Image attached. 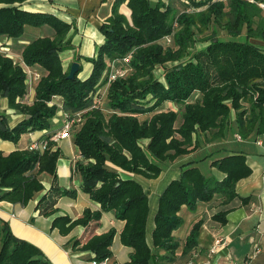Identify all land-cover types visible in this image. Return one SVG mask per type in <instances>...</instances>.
Masks as SVG:
<instances>
[{
    "label": "trees",
    "instance_id": "trees-1",
    "mask_svg": "<svg viewBox=\"0 0 264 264\" xmlns=\"http://www.w3.org/2000/svg\"><path fill=\"white\" fill-rule=\"evenodd\" d=\"M26 1L0 0V37H31L28 44L20 45L21 60L26 67L39 66L43 75L34 101L27 104L22 101L27 92L25 71L0 53V98L7 100L8 109L24 117L9 128L5 115H0V140L17 144L22 136L42 131L45 134L40 141L49 140L61 129V123L52 124L58 107L49 104L55 97L62 99L67 114L86 109L91 95L105 85L104 72L110 62L127 70L124 78L107 89L110 113L90 109L71 131L70 138L81 157L75 163L80 190L100 209H85L75 220L56 217L52 229L67 236L76 227L97 224L102 213L112 212L124 222L119 241L131 250L125 264H149L155 251L173 255L177 250L172 233L183 224L181 207L194 213L199 203H218L211 221L224 226L226 215L237 204L250 201L236 192V184L252 173L242 153L212 161L211 167L224 175L221 179L205 177L193 165L185 166L179 179L170 182L159 197L150 249L145 238L148 197L132 176L154 180L163 165L190 155L201 145L222 141L230 133L242 140L264 134V50L253 44L264 43V17L255 2L188 0L186 6L180 3L175 8L161 1L115 0L111 17L99 29L103 43L94 58H82L92 65L90 75L79 80L78 71L69 80L59 54L73 48L67 36L75 27L52 14L23 9ZM124 2L130 19L119 13ZM44 26L53 31L52 37L39 36ZM220 31L227 38H219ZM242 32L245 41L234 39ZM166 37L171 42L163 47L160 41ZM202 42L204 47L190 53ZM124 57H129L126 65L121 61ZM79 60L77 56L75 61ZM157 67L164 68L162 79L154 75ZM195 93L198 97L189 102ZM165 104L180 108L166 110ZM59 157L52 141L41 153L28 147L9 154L0 152V202L25 207L43 191L40 177L47 175L52 179L49 192L55 197L42 196L36 208L42 205V216L54 215V198L75 197L74 192L57 187ZM201 225L202 220L192 226L183 256L197 245ZM114 236L111 229L90 235L84 243L75 239L71 249L79 248L92 255V262L105 264L112 259ZM0 264L52 263L39 248L15 237L3 222Z\"/></svg>",
    "mask_w": 264,
    "mask_h": 264
},
{
    "label": "crops",
    "instance_id": "crops-1",
    "mask_svg": "<svg viewBox=\"0 0 264 264\" xmlns=\"http://www.w3.org/2000/svg\"><path fill=\"white\" fill-rule=\"evenodd\" d=\"M149 1L152 4L161 1L178 8L180 3L185 5L184 2L188 0ZM254 1L261 9V14L264 17V0ZM98 2L99 0H27L22 4L23 9L52 14L75 27V29L69 31L67 36L71 39L73 50L62 52L59 57L64 71L65 63L70 62L71 64L73 61L79 63L81 66L77 76L79 80H84L90 75L92 65L83 61L82 58L95 57L98 47L103 43L104 37L99 29L111 17V8L115 0H110L107 12L99 19L94 16L96 10L101 7L100 4L96 7ZM119 13L130 16L127 2H124L119 8ZM89 22L92 25H89ZM93 25L98 29L94 28ZM53 35V31L44 26L41 28L39 36L50 38ZM253 44L264 50V43L253 41ZM75 53H78L79 61L74 60ZM62 56L66 59H64L66 62L62 60ZM19 58L21 60L20 56ZM72 59L73 61H70ZM18 65L26 73L25 84L29 88V92L27 91L22 101L31 104L34 101L35 88L43 75V71L39 66L26 67L23 65L22 60ZM35 75H38L39 78H36ZM52 104H55L58 110L61 111V98L55 97L49 105ZM0 115H5L9 128H13L24 119L15 110L8 109L5 98H0ZM44 134L45 131L24 135L17 144L0 140V152L9 154L18 149H25L32 142L40 141ZM234 138L238 142L242 141V139H237V135H234ZM250 138H254V140L247 145L245 150L225 149L223 148L224 144H222L223 140L201 145L199 149L190 155L165 164V168L154 180L132 176L142 186L148 197L149 209L145 238L147 245L152 249L154 216L158 208L159 197L170 182L179 179L185 166L193 165L199 168L197 163L209 159V173H211V176L221 179L224 175L211 167L212 161L230 155L229 153H242L252 171L248 178L240 180L236 184L237 194L242 198L250 197V201L246 205L239 206L237 204L236 208L226 215L224 226L211 221V217L218 210V203H199L194 213H191L185 206L181 207L179 216L182 218L183 224L172 233L175 242L178 244L177 250L173 255L163 250L155 251L156 256L149 264H239L241 260L246 259H250V264H264V134L261 136L252 135ZM54 143L57 144L60 151V157L57 161V187L61 190L74 192L75 197L68 195L54 198L55 205L53 208L56 211L55 214L50 217L42 216L40 213L42 205L38 209L36 208L40 198L44 195L55 197L54 193L49 192L52 184L51 177L43 175L40 177L43 191L29 201L25 207L0 202V226L3 222L7 223L15 237L39 248L52 264H93L90 260L92 257L90 253L80 252L77 250L79 248L76 250L71 249L72 241L80 239L81 243H84L92 234L100 235L113 229L115 236L111 246L112 259L105 264H125L129 262L131 250L119 241L124 222L117 220L112 212L102 213L97 224H90L86 228L76 227L67 236H61L57 229L51 228L52 221L56 217L68 216L75 220L82 215L85 209H90L92 212L100 209L98 204L92 202L89 196L80 190L81 177L75 171V163L81 161V157L77 148L73 145L72 139L69 138ZM124 177L130 176L124 175ZM150 188H152L153 193L151 204L149 201ZM200 220H202V225L199 230L197 245L183 256L182 251L185 240L192 226ZM217 239L226 240L227 246L216 255H211L209 249L213 247ZM255 248L258 249L257 253H255Z\"/></svg>",
    "mask_w": 264,
    "mask_h": 264
},
{
    "label": "rangeland",
    "instance_id": "rangeland-1",
    "mask_svg": "<svg viewBox=\"0 0 264 264\" xmlns=\"http://www.w3.org/2000/svg\"><path fill=\"white\" fill-rule=\"evenodd\" d=\"M163 4H165L164 2H162ZM99 4L101 5V7L100 8H98L97 10H96V13L94 14V16H96L98 19L99 18H101V17H103V15L107 12L106 10L108 9V6H109V4H110V0H99V2L97 3V5H96V7L97 6H99ZM166 5V4H165ZM122 6V4L119 6V8ZM125 17L127 18V19H130V16L128 17V15H125ZM89 25H92V23H88ZM93 27L94 28H96V29H98L97 27H95L94 25H93ZM49 31V30H48ZM46 33V32H45ZM44 36H46L45 34H44ZM218 37L219 38H227V35L225 34V32L223 31H220L219 32V34H218ZM234 39H236V40H239V41H245V34L242 32L241 33V35L240 36H238V37H235ZM32 39L31 38H29V37H27V35H26V37H21V38H19V39H13V38H6V37H0V53H3V54H5L6 56H9L12 60H13V62H15V64H19V63H21V60H20V58H19V56H20V50H21V48H20V45H25V44H23V43H29L30 41H31ZM18 43H22V44H18ZM160 43H161V45L163 46V47H168V43L167 42H165V41H160ZM204 45H205V42H202L201 44H197V45H195L194 46V48L193 49H191L190 50V53H193L195 50H198V49H200V48H202V47H204ZM73 46V45H72ZM70 50H73V48L72 49H70ZM67 51H69V50H67ZM78 56V53H75L74 54V60H75V58ZM21 57V56H20ZM62 60H64L65 58L62 56ZM92 58H94V57H92ZM66 60V59H65ZM64 60V62H66ZM70 61H73V59L72 60H70ZM84 61V60H83ZM73 63H75L74 61H73ZM73 63H71L70 64V62H67V63H65L64 64V68H65V71H67V72H69V70H70V67H71V65L73 64ZM76 64H78L79 65V63H76ZM24 65V64H23ZM80 69H81V66L79 65V69H78V71H80ZM163 71H164V68L163 67H157L155 70H154V75H155V77H157V78H159V79H162V75H163ZM26 74V73H25ZM104 74H105V72H104ZM103 74V75H104ZM105 76V75H104ZM104 76H103V79H104ZM26 83V82H25ZM26 85V84H25ZM28 85V84H27ZM27 89V91L29 92V88L28 87H26ZM104 90H105V86H102V87H100V88H97V90L91 95V97H92V102H91V105L88 107V108H86V109H82V110H80V111H89L90 110V108L91 109H93V107H94V105L96 106V104H97V106H98V108L99 109H101V111H102V113L104 114V115H108L107 113H110L109 112V109L107 108V101H106V97H104V95H102L101 93H103L104 92ZM107 92V91H106ZM27 93V92H26ZM98 93V94H97ZM97 94V100H99L98 101V103H96V104H94L95 102V95ZM107 95V93H105V96ZM101 96H102V98H101ZM196 97H198V94L197 93H195V94H193L192 95V97H191V99L189 100V102L190 101H192V100H194ZM169 106V107H168ZM179 106H177V105H175V104H172V105H168V104H165L164 105V109H166V110H173V111H178L179 110ZM97 109V108H96ZM11 110V109H10ZM62 112H63V114H62ZM78 112V111H77ZM64 114H67V113H65L64 112V110H63V108L61 107V111H57V113H56V115H55V117H54V119L52 120V124H53V126H58V124L60 123V121H61V119L63 118V115ZM259 136H261V135H259ZM253 140H254V138H250V139H243L241 142H238V141H236V139L234 138V134H232V133H230V134H228L227 135V137L223 140V142H222V144H224L223 145V148H225V149H234V150H245L246 148H247V145L250 143V142H253ZM243 144V145H242ZM80 159V158H79ZM81 160V159H80ZM78 162V161H77ZM209 164H210V161H209V159H206V160H203V161H200L199 163H197V166L199 167V169H200V171H201V173L205 176V177H209V176H211V173H209V169H208V167H209ZM165 168V165H163L162 166V169H164ZM78 175H79V173H78ZM150 190H151V194H150V196H149V198H150V204H151V202H152V198H153V193H152V188H150ZM226 241V240H225ZM226 246H227V241H226ZM257 248H255V253H257ZM251 255V254H250ZM250 255H248V256H250ZM242 263H245V264H250V259H246V260H244V261H240V263L239 264H242Z\"/></svg>",
    "mask_w": 264,
    "mask_h": 264
},
{
    "label": "built area",
    "instance_id": "built-area-1",
    "mask_svg": "<svg viewBox=\"0 0 264 264\" xmlns=\"http://www.w3.org/2000/svg\"><path fill=\"white\" fill-rule=\"evenodd\" d=\"M218 1H222V2H227L228 0H218ZM243 2L246 3H254V0H241ZM185 4H187V2H184ZM165 42H167L168 44H170L171 39L170 37H166L165 38ZM122 64L126 65L129 61V57H124L123 59H121ZM115 61H112L108 64V68L106 70L105 73V90L103 93H101L102 95H104L105 97V93H107V89L109 87V85L114 82L117 79H121L124 78L127 74V70L126 68H122V67H117L116 66ZM36 78H39L38 75H35ZM98 94V93H97ZM97 94L95 95V103H98L99 100H97ZM102 98V96H101ZM98 108L97 104L96 106L94 105L93 109ZM91 109V108H90ZM88 111H78L72 114H64L62 121H61V129L56 132L54 134V136H52L49 140H42V141H37V142H32L29 146L28 149L30 151H35L38 153H41L42 151H44L48 145L49 141L52 142H57L60 140H65V139H69L71 137V131L73 130V128L77 125H79L82 122L83 116L87 113ZM237 139L240 140V138L237 136ZM226 247V241L223 239H217L214 242V245L211 249H209V254L211 255H216L218 252L222 251L224 248ZM93 264H96L93 262ZM245 264V263H243Z\"/></svg>",
    "mask_w": 264,
    "mask_h": 264
},
{
    "label": "water",
    "instance_id": "water-1",
    "mask_svg": "<svg viewBox=\"0 0 264 264\" xmlns=\"http://www.w3.org/2000/svg\"><path fill=\"white\" fill-rule=\"evenodd\" d=\"M78 69H79V65L76 64V63H73V64L71 65V67H70V70H69V73H68L67 78H68L69 80L74 79V76H75V74L78 72Z\"/></svg>",
    "mask_w": 264,
    "mask_h": 264
}]
</instances>
